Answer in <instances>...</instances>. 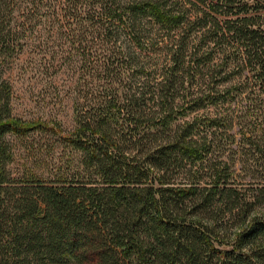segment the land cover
<instances>
[{"label": "trees", "instance_id": "1", "mask_svg": "<svg viewBox=\"0 0 264 264\" xmlns=\"http://www.w3.org/2000/svg\"><path fill=\"white\" fill-rule=\"evenodd\" d=\"M29 54L70 73L71 129L13 114ZM243 94L264 131V0H0V264H264V186L215 157L234 118L201 114ZM35 132L77 153L69 180L14 171Z\"/></svg>", "mask_w": 264, "mask_h": 264}, {"label": "rangeland", "instance_id": "2", "mask_svg": "<svg viewBox=\"0 0 264 264\" xmlns=\"http://www.w3.org/2000/svg\"><path fill=\"white\" fill-rule=\"evenodd\" d=\"M41 49L39 47L34 51L37 53ZM33 60L32 54H29L24 65L15 64L7 71L13 91V114L28 121L47 120L51 125L58 121L63 129H71L74 122L70 75H66L69 72L56 75L54 70L51 75H45L40 73V68L35 69V63L31 62ZM234 82L232 85L244 81L237 78ZM245 95L236 97L231 106L226 103L218 109L213 107L209 111H201V114H229L234 118L235 126L232 130L215 131L221 139L216 141L215 157L227 161L230 166L234 165V177L238 187L251 194L254 193L251 189L264 186V159H260L259 155L253 156V147L244 144L243 135L253 131L254 137L264 146V131L261 121L255 120L246 111L245 106L251 101L243 99ZM254 126L257 127L256 130ZM232 134L236 136L234 141L230 137ZM15 141V172L23 168L33 169L45 181L53 182L69 180L74 168L78 166L77 153L61 145L57 136L35 132L21 141Z\"/></svg>", "mask_w": 264, "mask_h": 264}]
</instances>
